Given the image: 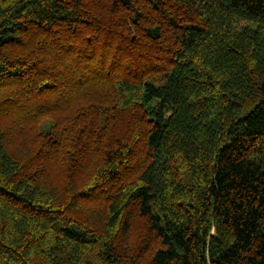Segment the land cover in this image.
Instances as JSON below:
<instances>
[{
  "label": "trees",
  "instance_id": "obj_1",
  "mask_svg": "<svg viewBox=\"0 0 264 264\" xmlns=\"http://www.w3.org/2000/svg\"><path fill=\"white\" fill-rule=\"evenodd\" d=\"M0 264H264V0H0Z\"/></svg>",
  "mask_w": 264,
  "mask_h": 264
}]
</instances>
